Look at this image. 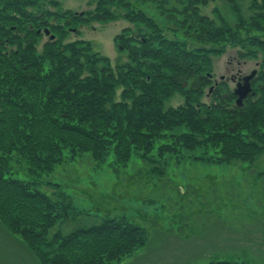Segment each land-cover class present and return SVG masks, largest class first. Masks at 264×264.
<instances>
[{
  "label": "trees",
  "instance_id": "obj_1",
  "mask_svg": "<svg viewBox=\"0 0 264 264\" xmlns=\"http://www.w3.org/2000/svg\"><path fill=\"white\" fill-rule=\"evenodd\" d=\"M171 1L96 0L95 9L83 14L57 11L52 15L58 22L50 27L56 39L42 48L37 30L22 20L14 19L20 34L0 26V226L17 251L2 264H114L147 243L145 227L125 218L102 217L98 224L59 230L82 211L66 201L60 186L58 194L50 195L42 186L57 184L42 178L85 152L98 163L112 158L114 169L136 156L154 164L153 178L163 173L160 159L182 161L198 150L217 162L234 157L251 163L264 153V88L254 87L256 95L242 106L226 81L207 94L213 60L227 49L220 43L235 40L239 57L243 49L248 56L256 48L264 51V37L242 38L238 30L262 26L264 13L232 27L199 12L212 0ZM35 2L18 0L17 6ZM231 2L238 12L239 1ZM150 3L156 13L147 10ZM112 6L122 8L129 23L115 36L114 64L89 41L64 42L69 31L58 23L112 22L120 16ZM36 15L23 17L45 25V18ZM257 82H264V71ZM178 93L183 105L165 108V101ZM151 152L159 158L150 160ZM22 162L27 165L24 178L18 175Z\"/></svg>",
  "mask_w": 264,
  "mask_h": 264
},
{
  "label": "rangeland",
  "instance_id": "obj_2",
  "mask_svg": "<svg viewBox=\"0 0 264 264\" xmlns=\"http://www.w3.org/2000/svg\"><path fill=\"white\" fill-rule=\"evenodd\" d=\"M60 1V11L88 12L96 7V0ZM238 1L241 18L246 21L264 13L254 7V3L264 6V0ZM171 2L176 5L174 0ZM232 4L231 0H214L202 5L201 11L214 18L216 24L222 25L220 18H225L234 27L238 13ZM42 7L43 10L49 8L46 3ZM153 7L150 3L147 10L155 12ZM111 9L120 16L112 22L94 21L83 25L79 27V35L71 32L65 42L86 39L94 50L109 57L114 64L118 58L115 36L129 23L125 16L122 17V8L112 6ZM34 10L38 11L37 7L31 9ZM261 25L264 27V21ZM262 26L239 27L238 30L242 38L249 35L264 37ZM39 38L38 46L42 48L48 38ZM234 42L219 44L227 49L214 60V76L217 78L231 76L240 70L249 73L256 68V62L264 59L261 52L253 57L254 60L241 65L237 61V48L232 47ZM183 99L181 94H175L165 101V108L179 106ZM200 155L198 150L185 154L182 161L176 157L166 161L160 159L158 166L163 173L160 176L155 174L153 178L154 173L151 174L150 170L154 164L138 160L136 156L130 158L125 167L114 169L112 158L98 163L85 152L42 178L57 185L42 187L58 194L60 186L66 201L82 211H76L59 226L64 233L76 227L98 224L104 219L102 217L125 218L145 227L147 243L114 264H207L225 259L264 264V153L256 154L251 163L234 157L230 161H207ZM148 157L150 160L159 158L153 152ZM26 168L22 162L20 177L27 175ZM53 198L58 197L53 195ZM9 236L1 225L0 264L17 254L11 248L15 242L8 240Z\"/></svg>",
  "mask_w": 264,
  "mask_h": 264
},
{
  "label": "water",
  "instance_id": "obj_3",
  "mask_svg": "<svg viewBox=\"0 0 264 264\" xmlns=\"http://www.w3.org/2000/svg\"><path fill=\"white\" fill-rule=\"evenodd\" d=\"M48 33V32H47ZM246 86H241L240 84H239V86H238V90H237V95L239 96V98H238V103H242V99L246 96V94L248 93V91H249V89L247 88H245Z\"/></svg>",
  "mask_w": 264,
  "mask_h": 264
},
{
  "label": "flooded vegetation",
  "instance_id": "obj_4",
  "mask_svg": "<svg viewBox=\"0 0 264 264\" xmlns=\"http://www.w3.org/2000/svg\"><path fill=\"white\" fill-rule=\"evenodd\" d=\"M17 17H18V15H17Z\"/></svg>",
  "mask_w": 264,
  "mask_h": 264
}]
</instances>
